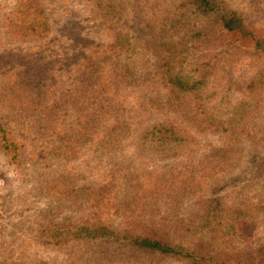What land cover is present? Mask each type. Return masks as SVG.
<instances>
[{"label":"rangeland","instance_id":"obj_1","mask_svg":"<svg viewBox=\"0 0 264 264\" xmlns=\"http://www.w3.org/2000/svg\"><path fill=\"white\" fill-rule=\"evenodd\" d=\"M25 1L0 0V264H196L66 233L94 223L179 238L208 264H264V55L212 27L188 42L182 67L204 80L191 100L169 88L159 66L167 53L151 43L136 49L126 79L114 65L127 52V43L110 49L122 20L136 18V1L151 18L161 0H125L117 15L101 0H35L47 22L40 36L10 27ZM222 2L264 37V0L253 14L246 0ZM87 60L110 85L96 112L77 87ZM158 123L178 140L143 143Z\"/></svg>","mask_w":264,"mask_h":264},{"label":"trees","instance_id":"obj_2","mask_svg":"<svg viewBox=\"0 0 264 264\" xmlns=\"http://www.w3.org/2000/svg\"><path fill=\"white\" fill-rule=\"evenodd\" d=\"M101 1L107 3L111 10H116L115 15L122 13L125 0ZM246 1L250 6L252 14L260 13L263 10V7L259 6V0ZM35 4V0H26L24 2V20L20 23L18 21L15 23L11 19L12 25L10 27L24 33V35L40 36L45 33L47 31L46 18L41 14L39 8L37 13L33 14L36 6H40H35ZM144 8L145 6H142L140 1H136V18L134 17L128 21L122 20L119 30L116 32V37L111 43L110 49L115 48L118 50H122L124 44L127 43L126 54H117L118 57L114 56V65L118 73L123 72L121 74L123 80L130 76L131 71L133 73L134 68H131L130 60L132 55L136 53V49L144 47L145 42L147 44L151 43L149 47L152 50L162 49L167 53V56L162 58V63L159 66L163 70L162 73L166 78L169 88L177 94H184L189 96L191 100H197L201 95L204 80L196 70H185L182 67V63L187 56L188 42L190 43L198 38L206 37L210 33L211 28L216 26L225 33L239 35V39L244 40L255 55H264V37L257 36L249 30L245 26L242 15L227 9L222 0H161L159 7H157L158 10L149 19L144 14H139ZM97 62L87 60L86 67L83 69L85 74L80 73L78 75L79 81L77 86L79 88L82 83V87L79 88L80 90L84 87L88 88L83 94V101L89 103L90 100L95 99L94 112L99 108H104L105 105L102 104L103 106H100V103L108 100L106 94L110 88V85L106 81L105 73L96 66ZM197 108L203 109L202 104H197ZM201 111L200 114H203L211 121L217 119L215 122L219 123L221 116H217L215 113L212 114V112L206 114L204 110ZM240 117V112L233 113L229 118L231 123L227 124L229 122L227 119L221 122V128L228 133L225 125L227 124L230 128L236 130V127L241 124ZM89 121L87 120L82 123L88 125ZM77 124L75 123V125ZM162 124L164 123L154 124L149 129L144 130L141 135L143 143L145 140L155 144H163L169 141L176 142L179 137V131L172 128L171 125H169L170 127H166ZM83 128L80 126V130L85 133ZM10 143H13V140ZM62 231L57 230V232ZM66 233L69 238L80 240L84 243H106L118 249L147 253L149 256L154 257H177L196 264H208V261L211 259L208 254L202 255L201 251L197 252L194 244H192L193 246L186 244L179 238L175 240L172 238L165 239L161 236L162 234L153 231L150 233L119 234L106 225L94 223L91 225L81 224L72 226L66 230ZM213 247L217 246L213 244ZM216 264L234 263L220 260Z\"/></svg>","mask_w":264,"mask_h":264}]
</instances>
